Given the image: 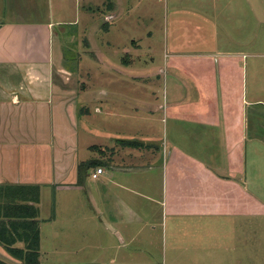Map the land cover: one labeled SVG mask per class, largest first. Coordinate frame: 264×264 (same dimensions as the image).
Here are the masks:
<instances>
[{
	"label": "crops",
	"instance_id": "obj_1",
	"mask_svg": "<svg viewBox=\"0 0 264 264\" xmlns=\"http://www.w3.org/2000/svg\"><path fill=\"white\" fill-rule=\"evenodd\" d=\"M37 1L22 9V0H0V222L6 224L0 236L19 237L23 230L11 223L33 220L40 248L44 234L67 245L77 238L86 254L97 251V264H156L140 258L154 250L166 264H217L220 255L231 261L227 254L244 244L251 214L244 145L251 136L264 137L256 125L249 130L246 98L240 97L249 59L264 57V0H209L210 10L194 9L200 16L195 28L209 26L210 39L201 46L206 53L180 51L192 40L173 42L174 57L218 55L212 63L219 70L241 64L240 89L229 94L218 83L210 89L215 103H204L207 90L199 79L207 78L168 62L185 71L183 80H193L180 90L182 97L167 94L157 110L144 101L141 115L132 86L103 89L101 96L89 89L90 62L87 77L81 76L88 86L79 93L80 57L76 69L65 65L62 39L42 19L43 0ZM118 14L121 7L112 16ZM87 46H93L89 38ZM102 49L97 44L92 54L100 76L140 77L132 71L137 53L126 48L120 57ZM233 96L238 111L231 108ZM160 110L168 119L158 132ZM140 119L145 131H139ZM97 167L103 172L93 177ZM0 258L22 264L2 244Z\"/></svg>",
	"mask_w": 264,
	"mask_h": 264
},
{
	"label": "rangeland",
	"instance_id": "obj_2",
	"mask_svg": "<svg viewBox=\"0 0 264 264\" xmlns=\"http://www.w3.org/2000/svg\"><path fill=\"white\" fill-rule=\"evenodd\" d=\"M26 1L29 0H22V9L30 7L27 3V5L25 4ZM38 3L37 6H39ZM119 6L122 9V14H118L116 17L112 16L114 11L120 12ZM203 7L204 10L209 9L210 1L43 0L41 13L42 19L53 23L54 30L62 39L65 65L76 69L80 57L81 63L76 71L80 77L83 75L87 77L88 69L85 64L90 62L91 67L95 69L91 74L89 89L92 92L96 91L97 96H101L100 92L103 89H129L130 86L133 87V90L137 89L133 91L136 93L132 97L133 102L134 99L138 100V114L141 115L147 113L144 111L146 109V106H143L145 105L144 101L150 100L156 104L155 110H157L167 94L173 95L172 97L175 98L182 97L179 95L182 93L180 90L184 88L188 80H193L190 76L187 80H183L187 76L184 68L181 69L183 71L174 70L170 66L167 67L168 62L179 67L181 63L183 67H187L185 70L190 75L197 73L194 76L200 74L201 77L207 78L199 79V85L203 90H207L203 96L204 103L206 99L214 100L215 103L216 96L213 90L217 88L218 83L219 85L222 83L221 88L226 91L228 89L229 94L235 91V87L240 89L241 64H236L235 69H231L232 71L227 68L219 70L212 63L218 55L207 57L208 60L202 61H197L196 56L176 54L177 57H174L173 55V42H177L176 45H178L180 41L190 40L193 41L192 45L185 49L182 48L180 51H204L206 53L207 50L201 46H205L202 42L207 43V39H210L209 26L195 28L197 27L196 19H200V16L195 13L194 9L202 11ZM72 35L74 38L71 37ZM88 38L93 43L92 47L87 46ZM196 41L200 42L199 46L193 45ZM97 44L100 49L107 48L112 52L117 51V54L121 55L120 57L125 55L124 49L126 48L129 52L132 51V54L137 53L138 56H135V60H133L136 65L132 71L141 73L140 77H135L131 81L129 78H122V75L109 76L110 73L107 77L106 75L100 76L101 71L97 70L96 60L92 56L97 49ZM126 58L128 57L126 56ZM183 60L184 62H182ZM249 60L248 78L245 76L244 89L243 93L240 90V97L243 94L247 101L243 103L245 116L247 115L251 122L249 130L253 131L254 125H256L264 133V57H251ZM117 64L121 65V63ZM164 68L165 70L167 68L168 74L163 72ZM151 72L156 75L141 77ZM77 84L79 93H81L88 86V81L81 77ZM228 85L230 87L227 88ZM211 88L213 90L210 91ZM150 90H154L155 93H150ZM227 92L225 97L230 98ZM237 96L239 98V95ZM233 98L235 102L231 108L238 111L239 104L235 99L237 97L233 96ZM94 105L96 104L92 101L86 105L87 108H90L91 113H94ZM155 116L156 119L159 118L155 124L160 132L168 117L164 115L163 121L161 110L156 111ZM142 120L140 119L139 131L146 130V124L142 123ZM110 121L114 122L113 119ZM244 151L247 158L245 162L247 182L252 198L249 227L246 226L248 231L245 233L244 244L237 243L239 247L237 245L234 251H231L234 254H227V257L232 260L224 263V258L220 255L219 258L222 261L217 264H264V137L255 139L251 136L250 141L244 145ZM64 242L62 239L52 240L44 234L40 248V264H95V261L97 264L99 257L97 251L86 254L77 238L68 240L70 245ZM140 258L144 260V263L153 261L156 264H166V257L160 250L157 252L154 250L153 254L140 255ZM168 264H170L169 261Z\"/></svg>",
	"mask_w": 264,
	"mask_h": 264
},
{
	"label": "trees",
	"instance_id": "obj_3",
	"mask_svg": "<svg viewBox=\"0 0 264 264\" xmlns=\"http://www.w3.org/2000/svg\"><path fill=\"white\" fill-rule=\"evenodd\" d=\"M125 144H132L142 146V143L125 142ZM11 226L20 230L23 233L19 237L0 236V244L4 245L6 250L15 258L20 259L22 264H40V234L37 222L35 221H21L12 222ZM6 227V224L0 222L1 230ZM23 242V246L15 245L16 242ZM0 264H11L0 258Z\"/></svg>",
	"mask_w": 264,
	"mask_h": 264
},
{
	"label": "built area",
	"instance_id": "obj_4",
	"mask_svg": "<svg viewBox=\"0 0 264 264\" xmlns=\"http://www.w3.org/2000/svg\"><path fill=\"white\" fill-rule=\"evenodd\" d=\"M102 172H103V167H97L96 170L92 173V176L97 177Z\"/></svg>",
	"mask_w": 264,
	"mask_h": 264
}]
</instances>
